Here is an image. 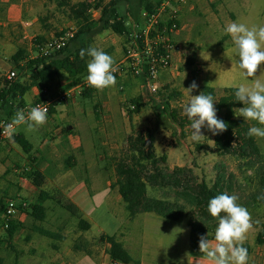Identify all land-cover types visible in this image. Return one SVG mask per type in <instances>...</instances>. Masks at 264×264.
I'll return each mask as SVG.
<instances>
[{
    "label": "crops",
    "instance_id": "1",
    "mask_svg": "<svg viewBox=\"0 0 264 264\" xmlns=\"http://www.w3.org/2000/svg\"><path fill=\"white\" fill-rule=\"evenodd\" d=\"M178 1L169 0V9L176 11L178 15L181 29L174 35V41L182 45L183 51L175 53L174 69L157 75L154 85L157 84L158 76L160 84H163L169 75L177 78L181 75L178 69L189 62L191 68L187 74H191L192 78L189 82L182 81L180 91L183 95L186 94L189 97L185 89L193 81L198 87L190 95L196 91L198 95L201 94L205 86L212 87L217 92L219 89L237 88L232 84L219 85L232 76V72L226 69L227 56L224 46L233 42L230 35L224 32V28L230 22H238L241 17L244 24L249 27L264 21V0H188L186 3ZM8 2L9 0H0L2 9L7 12L6 17L0 18V27L3 28L11 22H19L18 19L14 21L11 17L10 11L13 8H8ZM208 34L217 35L224 41L223 47L218 46L217 43L221 51L204 50L205 44L202 42L197 45L195 37L206 38ZM4 44L0 40V72L6 66L2 53L6 48ZM8 72L0 73V79H5ZM63 76L68 75L62 74L51 85L45 97L47 101L56 99L57 96H53L52 93L56 89L55 86H60ZM252 79L249 78L246 85H249ZM96 93L90 99L91 101L96 99ZM40 98V90L37 87L32 88L24 97L26 107ZM52 106L54 111L47 118L45 125L27 134L23 131L15 133V135H22L30 143V153L22 154L17 150L15 140L14 143L8 140L0 147V158L8 161L12 151L22 154L23 167L20 172L17 170L18 175L21 174L13 192L18 198L17 201L27 202L30 207L38 203L41 191L50 194L58 191L78 207L90 228L89 230L79 229L78 220L71 216L64 217V220H57V223L61 222L53 228H46L44 224L48 222L49 202L53 204V208H58L49 200L44 204L48 209L44 222L36 221L29 215L30 210L26 209L15 215L12 220L19 226L13 239L9 240L3 228L5 219L0 210V251H2L0 258L3 259V264H20L21 260H25V264H70L67 258L77 255L99 258L104 264H113L114 261L109 255L111 245L107 240H102V236H112L121 242L134 260L130 264H210L199 249L190 247L189 217L179 221H167L154 213H141L135 217H130L128 214V217L119 219L117 211L120 208L123 210L126 208L118 187H115L117 182L115 169L113 172L109 171L106 157L99 151L95 131L101 130L103 123L108 121L107 117L102 116L100 110L96 109L98 104H94L89 111H85L77 99H73L66 105L55 103ZM54 133L57 134L56 138L51 137ZM82 135L87 138L86 143ZM30 165L36 166L45 175L46 184L42 188L34 186L22 175L23 169ZM11 166L3 165L1 175L5 176ZM10 177L8 178L12 179ZM5 200L4 197L0 198V202L4 204ZM105 214H112V216H105ZM110 222L114 223L112 235L105 232ZM69 224L76 225L73 237L69 235ZM37 228L60 232L64 240L58 243L55 241L45 243L40 239L43 236L36 232ZM95 228L100 233L99 237L91 233ZM215 229L209 236V240L213 242ZM260 232H264V229L253 225L246 234L244 244L251 247L248 264H254L257 260H259L258 264H264V243L258 244ZM44 245L48 246L45 251ZM49 247L53 252L47 251ZM24 255L27 258L24 259Z\"/></svg>",
    "mask_w": 264,
    "mask_h": 264
},
{
    "label": "rangeland",
    "instance_id": "2",
    "mask_svg": "<svg viewBox=\"0 0 264 264\" xmlns=\"http://www.w3.org/2000/svg\"><path fill=\"white\" fill-rule=\"evenodd\" d=\"M84 0H72V4L80 3ZM110 0H106L109 2ZM136 0L125 1L122 0L118 7V11L121 17H125L128 21V27L131 35L137 32V23L131 18V12L134 8ZM8 8H13L10 11L11 17L14 21L11 22L6 28L0 27L1 41L5 43L6 48L3 50V60L6 63L5 69L0 73L5 74L8 71H16L19 76L20 71L15 67L12 56L23 48L26 51L25 59H33L36 57L35 46L45 42L46 40L57 36L60 33L74 32L78 30V24L74 21L73 15L69 7L61 8L53 0H9ZM7 12L2 9L0 3V18L6 17ZM9 15V13H8ZM92 20L99 19V11L92 10L90 13ZM140 21V20H139ZM239 23H244L241 19ZM264 25V21H259L256 26ZM37 37H43L44 41L36 42ZM217 35H210L206 38L195 37V42L199 45L201 42L205 44L204 50L221 51L217 47H223L224 41ZM219 41V42H218ZM133 36L118 35L112 31H102L97 29L85 39V44L89 47H97L103 49L106 53L111 55L115 60V67L117 72V83L114 87L106 88L104 90H98L96 93V99L91 101L90 99H83L81 97L82 87L80 92L76 91V96L73 99L81 104V107L85 111H89L94 104H98L97 109L100 110L102 116H106L108 122H104L102 129H96L95 134L100 147L99 151L106 157V164L109 171L112 172L115 169V164L120 157L127 154L128 151V137L135 135L137 132H145L150 130L155 137V151L158 156L167 155L168 160L162 164V168L172 172L177 167H183L191 169L193 174L197 178V181H205L209 186H213L217 178H221L225 186L226 193L229 195H236L239 197L237 203L246 207L251 214L253 225L255 227H261L264 229V205L257 204L253 201L255 195L260 192V172L261 167L264 166V138L256 137L258 144L262 149V154L259 158L253 160V164L250 165L246 160H241L233 156L221 155L215 148L214 135L204 127L201 129L202 134L205 136L199 143L192 141L191 134L192 129L190 127L191 121L183 114V108L188 104L190 96L182 94L180 91L182 81L189 82L192 78L191 74H187V71L191 66L186 62L182 67L178 69L181 74L177 78L165 79L163 84L158 83L153 86L156 87V92H153L150 85L145 83L141 76H135L132 74L129 67V60L127 58L126 50H129L133 45ZM195 44V46L197 47ZM80 43L72 45V48L79 47ZM207 48V49H206ZM224 52L226 53V66L227 70L232 72V76L225 82H221L219 85L232 84L238 87L240 84H246L248 79L241 76L240 70L237 67V55L235 52V46L229 42L224 46ZM21 65H25V61ZM1 70V69H0ZM163 71L160 70L159 74ZM264 72V64L258 69L256 76L261 75ZM158 74V75H159ZM195 74V73H194ZM28 73L23 74V79L28 78ZM70 81V82H69ZM227 82V83H226ZM71 79L68 76H63L60 80V86H55L53 96L61 97L64 93L73 90L71 86ZM63 85V86H62ZM181 93L182 96L174 98L171 101V110L178 112L179 120H173L169 114L157 117L153 106L155 103H162L164 99L173 91ZM224 94L223 90L219 89L217 92L218 98ZM193 95H198L197 91ZM143 98L144 106L137 113H132L130 118V111L134 108L131 105L132 101L137 97ZM68 102L58 103L66 105ZM52 100V99H49ZM85 100V101H84ZM154 100V101H152ZM136 117V118H135ZM245 120L242 116L237 117ZM182 125H181V123ZM252 126H258L256 121L245 120ZM46 129H48L46 127ZM23 131L24 127L21 126L17 129ZM83 136V135H82ZM40 137V136H38ZM207 137V138H206ZM83 140L86 143L87 138L83 136ZM17 150L24 151L17 145ZM22 154L17 151H12L10 159L0 158V198H6L5 202L9 199L17 201L14 190L17 187L15 184L20 178L18 171L22 169ZM9 164L11 166L10 171L2 176L3 165ZM18 170V171H17ZM11 176L9 179L8 177ZM6 192V194H4ZM149 195L153 197L163 198L168 197L171 200H175V192L171 189L164 191L153 192L149 190ZM48 222L44 226L46 228H53L57 226V220H64V217L71 216L67 211L60 207H54L49 202ZM119 219L121 217H128V212L122 208L117 211ZM187 216H194L196 212L190 207H187ZM105 216H112V214ZM57 217V218H56ZM75 225V224H74ZM73 224H69V235L72 237L75 234V228ZM114 223H108V229L106 234H113ZM93 234L100 236L97 228L91 231ZM45 243H53V240L48 238H40ZM79 241V240H78ZM67 246V244L65 245ZM80 246V245H79ZM44 251L48 246L44 245ZM49 247L47 251L53 252ZM2 251H0L1 253ZM23 258H27L25 255ZM70 264H104L102 259L91 258L85 255H77L67 258ZM20 264H25V260ZM257 260L254 264H258Z\"/></svg>",
    "mask_w": 264,
    "mask_h": 264
},
{
    "label": "trees",
    "instance_id": "3",
    "mask_svg": "<svg viewBox=\"0 0 264 264\" xmlns=\"http://www.w3.org/2000/svg\"><path fill=\"white\" fill-rule=\"evenodd\" d=\"M53 1L61 8H70L73 19L78 24V30L75 31L74 37L68 41L64 48L49 56H39L24 60L26 51L23 48L18 49L12 56V61L20 71L19 76L13 80L0 79V120L11 118L17 110L24 109L26 107L24 97L34 87H37L41 92V98L37 101H47L45 97L50 91L51 85L62 74L68 75L71 79L72 87H82L81 97L83 99H92L98 90L90 87L85 79L87 75V62L90 57L86 55L82 59L79 55L81 49L89 48V45L85 44L86 37L97 29L112 31L118 35L131 36L127 19L121 17L118 11L122 0H110L109 2H106V0H84L77 4H72V0ZM162 2L163 0L154 2L150 0H136L131 12V18L138 23L142 11L152 13ZM92 10L99 11V19L92 20L90 18L89 13ZM63 34L65 32L57 34V36ZM35 41L42 42L44 38L37 37ZM142 41V38L138 40L140 47L143 46ZM76 43H80V46L72 48V45ZM132 48L135 47L132 46ZM142 57L143 71L140 76L145 83H148L150 79L149 68L151 58L146 55H142ZM23 61H25V65H21ZM25 73L29 74L27 79H23L22 75ZM236 89H224V94L219 98L217 91L209 86L203 87L201 93L204 92L206 95L211 94L214 97L216 100L214 101V107L217 118L222 119L228 125L226 131L214 135L216 150L223 156L228 155L246 160L248 164L252 165L253 160L261 156L262 149L256 137L248 135L251 125L234 115V109L244 106L241 102L235 100L234 93ZM180 96L179 92L173 90L162 103H155L153 109L156 116L161 117L162 115L169 114L173 120H179L178 112L176 110H169L171 108V101ZM131 103L134 106V110L129 112L130 118L132 117V113L139 112L145 104L141 96ZM53 107L51 106L50 114L54 111ZM14 140L26 154L30 153L31 145L22 135H14ZM127 142V154L120 157L115 164L117 176L115 187H118L129 216L135 217L141 213H154L167 221H179L187 216V207H190L196 212V215L190 216L188 221L191 228L190 247L192 249H199L200 237L208 234L209 239L214 228L218 226V220L210 215L207 205L211 198L226 192L222 179L217 178L214 185L209 186L205 181H197L191 169L177 167L172 172H169L162 168V164L167 162L168 157L167 155H157L155 151V137L150 130L137 132L135 135L129 136ZM261 168L259 178L260 192L258 195H255L253 201L264 205V200L258 199V197L264 196V166ZM22 175L38 188H42L46 184L45 175L36 166L30 165L26 167L23 169ZM167 189L175 192V200H171L168 197L158 198L149 195V190L156 192ZM49 200L67 211L71 217L77 219L79 229L89 230L90 225L83 219L78 207L58 191L54 194L41 191L38 203L27 207L26 210H30L29 215L36 221L44 222L48 211L44 204ZM0 210H2V214L4 215L5 204L2 202H0ZM18 226L13 220L9 221V228L5 230L9 240H12L15 236ZM36 232L43 237L52 239L56 243L64 240L60 232L45 228H37ZM101 239L107 240L111 245L109 255L112 261H121L124 264L134 262L124 245L115 237L102 236ZM263 243L264 232H260L258 244ZM243 246L248 249V255H250L251 247L248 244H244ZM54 248H56V245H54ZM3 263V259L0 258V264Z\"/></svg>",
    "mask_w": 264,
    "mask_h": 264
},
{
    "label": "clouds",
    "instance_id": "4",
    "mask_svg": "<svg viewBox=\"0 0 264 264\" xmlns=\"http://www.w3.org/2000/svg\"><path fill=\"white\" fill-rule=\"evenodd\" d=\"M224 32L230 35L235 46L238 57L236 63L241 76L245 79L253 78L249 85L240 84L235 90V100L244 106L234 109V115L256 121L260 127H250L248 135L264 138V72L256 76L258 69L264 64V25L249 27L233 21L225 26ZM79 55L82 59L86 55L90 57L85 78L90 87L102 91L116 85L114 73L117 72V68L111 55L103 49L91 46L81 49ZM197 87L193 81L188 88H184L190 100L184 106L183 114L191 121L192 141L199 143L205 138L201 132L202 128L207 127L213 135H217L226 131L228 125L217 118L214 107L216 100L211 94L206 95L203 92L199 95H190ZM47 112V108L39 105L30 107L27 114L24 110H17L11 122L0 127L14 143V135L18 128L23 126L29 133L36 131L46 124ZM238 199V196L225 192L208 202L207 210L218 220V226L215 229L214 242L208 239V234L200 237L199 250L210 264H248V249L243 245L246 234L253 227V221L248 209L237 203ZM258 199L264 200V196Z\"/></svg>",
    "mask_w": 264,
    "mask_h": 264
},
{
    "label": "built area",
    "instance_id": "5",
    "mask_svg": "<svg viewBox=\"0 0 264 264\" xmlns=\"http://www.w3.org/2000/svg\"><path fill=\"white\" fill-rule=\"evenodd\" d=\"M188 0H179L180 3H186ZM137 24V32L133 36V46L127 51V58L129 60V67L131 72L135 76H140L143 71V57L146 55L151 58V65L149 68L150 79L148 81L149 87L153 92H156V87L153 86L154 79L159 74L160 70H173L174 69V56L175 53L183 51L182 45L177 44L174 41V35L180 31L181 24L178 19L176 11L169 9V0H163L161 5L152 13L142 11ZM74 37V32L70 31L60 36L52 37L43 43L35 46L36 57L49 56L55 52L64 48L68 41ZM142 38L143 46L140 47L138 40ZM33 57V58H36ZM17 76L16 71H9L5 80H13ZM81 87H75L73 90L64 93L61 97L56 98L54 101H36L31 105L25 107L24 112L30 110V107L39 105L42 108H47V117L50 116L51 106L55 103L68 102L76 96V91L80 92ZM1 89V84H0ZM134 108V106H133ZM11 118H5L0 120V125H6L11 122ZM52 138H56L57 134L51 135ZM8 137L3 133V128L0 127V147L5 141H8ZM28 207V203L24 201H15L9 199L5 202L4 212V230L9 228V221L13 219L21 210ZM113 264H122L121 261H114Z\"/></svg>",
    "mask_w": 264,
    "mask_h": 264
}]
</instances>
